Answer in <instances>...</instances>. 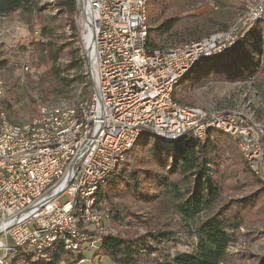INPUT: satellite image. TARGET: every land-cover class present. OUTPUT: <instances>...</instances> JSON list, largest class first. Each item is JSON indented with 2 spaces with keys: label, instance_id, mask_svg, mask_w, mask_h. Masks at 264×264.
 Masks as SVG:
<instances>
[{
  "label": "trees",
  "instance_id": "obj_1",
  "mask_svg": "<svg viewBox=\"0 0 264 264\" xmlns=\"http://www.w3.org/2000/svg\"><path fill=\"white\" fill-rule=\"evenodd\" d=\"M155 1L162 10L170 9L172 4L175 8L181 0ZM214 1L217 7L224 8L218 0ZM50 9L56 13L48 14ZM18 11L35 16L39 26L41 38L32 43V48L38 57V66L45 68L35 81L43 101L48 102L50 97H67L73 88L81 85L93 96L90 70L89 74H85L86 66L89 67L88 58L86 53H82L83 45L82 49L77 45L80 36L75 18L77 0H55L53 7L43 6L41 0H0V17L11 16ZM180 13V10H174L167 20L160 12L156 20L160 24L155 29H152L148 15V51L175 48L167 47L169 41L174 38L186 40L184 36L187 32L192 40L182 41V44L179 42L180 46L196 44L210 37L209 32L199 33L202 31L199 28L187 31L188 28L181 25ZM205 17V13L199 15L200 19ZM236 20L229 26L228 22L223 23L216 33L227 31ZM63 28L70 32L64 43L58 34ZM263 36L264 20H261L245 30L236 48L225 55L198 63L175 87L173 100L181 105L194 106L192 94L209 81L236 83L255 78L264 84V63L260 64L258 59L262 54ZM63 60L67 62L66 65H63ZM241 63H246L243 69ZM198 67L199 74L192 78ZM5 68L6 61L0 60V71ZM65 73L69 76H65ZM6 104L0 99V114L4 108L10 109ZM155 139L151 133L141 135L119 169L95 194V210L109 214V220L123 230L119 235H103L97 243L98 254L109 257L114 264H226L230 257L229 248L239 242L241 229L246 226L248 217L264 202L263 181L242 156L238 141L221 131L213 129L202 140L193 135H184L172 146L158 140L162 145ZM234 155H238L243 173V178L236 179L234 186L241 188L248 185L254 190L245 196L246 203L238 198L221 203L225 188L222 161L227 156L235 159ZM126 200L142 206L157 204L159 207L149 217L153 220L163 216L166 207L171 206L183 221H192L195 226L194 238L197 240L194 250L172 256L168 250L175 241L176 232L168 225L164 229L149 230L143 235L133 234V226L146 227L149 221L124 206L122 201ZM83 257H75V253L61 246L51 253L48 261L39 259L33 252H25L14 258L11 264H62L67 258L81 263L85 260ZM250 260L251 264H264V255H251Z\"/></svg>",
  "mask_w": 264,
  "mask_h": 264
},
{
  "label": "built area",
  "instance_id": "obj_2",
  "mask_svg": "<svg viewBox=\"0 0 264 264\" xmlns=\"http://www.w3.org/2000/svg\"><path fill=\"white\" fill-rule=\"evenodd\" d=\"M77 1L96 76V109L89 131H82L77 112L73 125H64V116L46 111L43 121L58 120V127L43 140L8 129L0 114V264H9L25 238H34L29 250L45 257L61 246L73 253L83 245L94 249L107 233L97 237L104 213L92 209L88 191L138 131L155 130L174 138L200 136L204 125L234 128L264 174V135L258 130L235 116H198L177 111L168 102L174 75L203 53L229 48L251 20L264 19V0L250 4V20L228 39L159 57L143 49L141 0ZM63 196L68 200L60 204ZM71 200H78L80 211H85L80 231L72 230V219L78 218H73Z\"/></svg>",
  "mask_w": 264,
  "mask_h": 264
},
{
  "label": "rangeland",
  "instance_id": "obj_3",
  "mask_svg": "<svg viewBox=\"0 0 264 264\" xmlns=\"http://www.w3.org/2000/svg\"><path fill=\"white\" fill-rule=\"evenodd\" d=\"M248 1L249 0H218L224 7L221 8L217 7L214 0H181L175 8H173L175 5L172 4L170 9L167 7V9L162 8V10H160L155 0H149V23L152 29H155L160 24L156 22L160 12L164 15L163 17L168 20L174 13V10L178 9L181 11V25H183L184 28L187 27V31L199 28L200 31L202 30L199 33L209 32L213 35L219 32L223 23L228 22V26L232 24L237 16L245 9ZM41 2L43 6L53 7L55 0H41ZM47 13L55 14L56 12L50 9ZM204 13L206 17L200 19L199 15ZM234 15L235 19L229 21V18ZM38 27L35 16L24 11H18L8 17H0V60H5L7 63V68L0 71V99L7 103L6 106H10V109L4 108L2 112L6 113L11 122L21 125L34 123L38 119L42 107H54L63 103L80 105L89 101L92 97L89 90H86L85 86L81 85L73 88L72 92L69 93L67 97H50L48 102L45 103L43 101L39 90L36 88L35 81L37 80V75H40L45 68L38 66L39 60L32 48V43L39 41L41 38ZM58 34L59 37H61L59 39L62 43L70 36V32L67 28L60 29ZM184 39L186 40L181 39L178 41L177 38H174V40L169 41L167 47H178L180 43L182 44V41L192 40L188 32L185 34ZM83 43L84 40L80 41L79 36V43L77 45H79L81 49V44L83 45ZM261 45L262 54L258 59L260 64H263L264 36ZM83 52L84 50L82 49V53ZM62 63L66 65L67 62L63 60ZM244 64L246 65V63ZM244 64H240L242 69ZM200 67H202V65ZM88 69L87 65V72L85 71V74H89ZM199 72L200 69L198 67L191 77H196ZM64 75L69 76L68 73ZM191 97V100H193V102H191L194 106L208 111L241 114L264 128V84H260L255 78H251L247 82L236 83L209 81L200 88H196ZM156 141L158 142V140ZM234 156L235 159H233V156H231V158L227 156L222 161L225 188L221 203L236 198L246 203L245 196H248L251 191L254 190V187L248 185H243L241 188H236L234 186L236 179L243 178V173L241 172L242 165L238 155ZM67 200L68 198L63 196L59 199V203L63 204ZM122 204L129 208L130 211L140 213L144 220L149 221L146 227L135 226L134 228L133 226V234L143 235L149 230L164 229L165 227L171 226L176 232V237L168 252L173 256L177 253H191V251L194 250L197 243V240L194 238V223L192 221H183L174 210H172L171 206L166 207L167 209L163 216L153 220L149 217L153 215V211L159 207L157 204L142 206L130 200H126L125 202L122 201ZM101 213H104V211ZM105 215L107 216V214H103L102 229L97 232V237H101L103 233L119 235L123 230L116 226L109 218H104ZM245 224L246 226L243 227L240 232L242 235L241 239L228 250L230 257L226 264H251V255H264V202H262L259 208L248 217L247 223ZM96 247L97 245L94 249H91L83 245L80 251L75 252V257L79 255L84 256L83 258L85 260L82 263H77L74 259L67 258L62 261V264H114L109 257L98 254ZM19 264L22 263L20 262Z\"/></svg>",
  "mask_w": 264,
  "mask_h": 264
},
{
  "label": "bare ground",
  "instance_id": "obj_4",
  "mask_svg": "<svg viewBox=\"0 0 264 264\" xmlns=\"http://www.w3.org/2000/svg\"><path fill=\"white\" fill-rule=\"evenodd\" d=\"M260 1L262 0H249L247 5L245 6V9L240 14L238 20H236V22L227 31L216 33L196 44L183 45V46H179L175 48H169L166 50H157L154 52H150L147 49V41H148L147 35L149 34L147 6H148L149 0H141L140 2L141 21L140 22H141V26H143V32L141 35L143 49L147 50L149 56H152V57H159L162 55L179 56V55H182V53H184V51L187 48L200 46L201 44H204V43L209 44V45L215 44L217 40L228 39L229 36H233L234 33H236L238 29H240L241 27H244L246 23L250 20V17H251L250 4H257V3H260ZM79 12H80V4H79V1H77V13L75 16L76 22H77L76 25L78 26V30H79L82 41L84 40V43H83L84 46L82 47L84 48V51L86 53L85 56H87L88 58V63H89L88 68L90 70V74H91V78L93 82V90H94V92H92L93 93L92 98L89 101H86L80 105L63 103V104H60L54 107H48V108L42 107L38 119L34 123H31V124L21 125V124L13 123L10 121L6 113H2V116H4V119H5V123H7L8 129L18 131L20 134H22V136H26V138H33V140H43L44 138L49 136V132L53 130V127H58V120H51L50 121L51 123L43 121L44 119H46V111L51 110L52 113H58L60 114L61 117L64 116L63 117L64 125H73V123L76 121V112H77V119H80L79 121H80V124H82V131H89V125L91 124L92 117L94 115V110L96 109V99H97V93H96L97 90L95 87L96 76H95L94 69L90 68L91 53L87 52L88 46H87V41L85 40V36H84L83 30L80 24ZM261 20H264V19L251 20V23L249 24L247 28H249L251 25ZM244 32L245 31H243L242 34L237 37V40L235 43L230 44L229 48L222 49L220 50V52H217V53H203L197 58L195 57V59H193L191 63H189L187 66H184L183 69L178 74L174 75L173 81H171V86L168 90V102L171 103L170 105L173 108H176L177 111L189 110L191 112L196 113V115L198 116H204V117H209V118H221L226 114L230 116H235L236 118L242 120V122H246L251 127L258 130V132H260L262 135H264V128L261 125L252 122L250 119H248L247 117L241 114L232 113V112L221 113V112L208 111V110L202 109L197 106L181 105L173 100V93H174L175 87L187 74L190 73V71L198 63H200L203 60L209 59V58L225 55L228 52H230L232 49L236 48L241 38L243 37ZM213 129L221 131L225 134H228L238 141L241 152L243 153L242 156H244V158L250 165L251 169L256 173V175L264 183V174L262 173V168L260 167L257 161L249 157V154L246 149V143L241 142L240 134L238 132H235L234 128L220 126V125H204V127L201 129L200 136H195V135L193 136L201 140L205 139L207 135L209 134V132ZM145 133H151L152 135H154V137L157 140L164 142L165 145H168V146H172L175 142H177L179 139H181L184 136V135H178V137L167 138L162 133H159V131L156 132L155 130H147L145 132L138 131V133L134 135L131 141L127 143L126 145H124L123 148H121L120 158H112V160H110L111 166L108 169H106V174L97 176V179H94V181L92 182V188L91 190L88 191V199H91L92 201V209H95L94 208L95 207L94 197L98 191V188H101L107 182V180L117 171V169H119L120 165L125 160L126 154L133 148V145L135 144L137 139ZM262 155L264 159V151ZM70 210L72 211L73 218H78V219H72V230L80 231V220H85V217H84L85 211H80V203L78 202V200H71ZM108 215L109 214H107V216L105 215L104 218L106 217L109 218ZM33 245H34V238H25V241H23V244H20L15 248V257H10L9 264H11V261L17 256H19L21 253H25V252L34 253L33 250H29L30 246H33ZM37 257L45 261L49 260V257H45V255H40V256L37 255Z\"/></svg>",
  "mask_w": 264,
  "mask_h": 264
},
{
  "label": "crops",
  "instance_id": "obj_5",
  "mask_svg": "<svg viewBox=\"0 0 264 264\" xmlns=\"http://www.w3.org/2000/svg\"><path fill=\"white\" fill-rule=\"evenodd\" d=\"M232 19H235L234 16L230 17V18H229V21H231ZM81 263H82V262H81Z\"/></svg>",
  "mask_w": 264,
  "mask_h": 264
}]
</instances>
